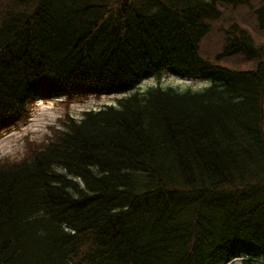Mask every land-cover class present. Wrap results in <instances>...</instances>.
<instances>
[{
    "label": "trees",
    "instance_id": "trees-1",
    "mask_svg": "<svg viewBox=\"0 0 264 264\" xmlns=\"http://www.w3.org/2000/svg\"><path fill=\"white\" fill-rule=\"evenodd\" d=\"M250 1L0 0V133L39 100L127 92L0 159V264H264V49L231 23L199 51ZM168 74L210 85L132 92Z\"/></svg>",
    "mask_w": 264,
    "mask_h": 264
},
{
    "label": "rangeland",
    "instance_id": "rangeland-1",
    "mask_svg": "<svg viewBox=\"0 0 264 264\" xmlns=\"http://www.w3.org/2000/svg\"><path fill=\"white\" fill-rule=\"evenodd\" d=\"M259 0H251L249 4L242 6H225L222 7V16L218 21L212 23L209 32L201 40L199 51L211 60L220 51L223 45V29L231 23H238L254 38L255 42L262 45L264 49V33L259 30L254 8L258 5ZM233 56L231 59L224 61L225 65L238 68H251L254 66L253 61H240ZM210 85V81H202L198 79L189 80L178 76L168 74L159 77H148L142 80L138 86L132 90L144 91L151 86H172L180 90H198ZM125 93L105 94L99 97L90 96L81 101H67L59 98L45 99L38 101L33 105L30 117L25 122L13 126L0 133V159L3 160H19L28 148L38 147L48 139V134L52 131L51 126H60L62 119L73 117L79 119L85 110L99 109L105 105H115L118 98L126 95ZM226 264H242L240 258L230 260Z\"/></svg>",
    "mask_w": 264,
    "mask_h": 264
}]
</instances>
